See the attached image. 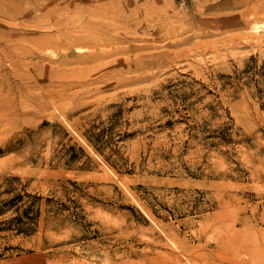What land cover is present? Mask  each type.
<instances>
[{"label":"rangeland","instance_id":"374dc122","mask_svg":"<svg viewBox=\"0 0 264 264\" xmlns=\"http://www.w3.org/2000/svg\"><path fill=\"white\" fill-rule=\"evenodd\" d=\"M39 3L0 0V264H264V0Z\"/></svg>","mask_w":264,"mask_h":264},{"label":"bare ground","instance_id":"6f19581e","mask_svg":"<svg viewBox=\"0 0 264 264\" xmlns=\"http://www.w3.org/2000/svg\"><path fill=\"white\" fill-rule=\"evenodd\" d=\"M21 1V0H20ZM43 1V2H42ZM58 0H56V2H57ZM55 0H40V6H42V5H50V4H54L55 5ZM57 6H58V3H57ZM36 8V7H35ZM27 9V8H26ZM30 9H31V7H30ZM33 9V8H32ZM39 10L40 9H42V8H38ZM36 10V9H35ZM35 10L33 11V12H35ZM45 10V9H44ZM29 13V12H28ZM18 14H20V13H17V15ZM41 14H42V12H41ZM29 15V14H28ZM40 15V14H39ZM96 15H99V16H103V14L101 13V10L100 11H98L96 14H95V16ZM23 19V18H22ZM24 20V19H23ZM66 20V23H72V21H73V24H75L74 23V20L73 19H65ZM58 23V22H57ZM62 25V24H61ZM51 26V25H50ZM53 26V25H52ZM63 26H65V24L63 23ZM66 27H68L67 25H66ZM83 32V31H82ZM104 35V34H103ZM78 36H84V39L86 40L85 42L86 43H88L89 45H90V47L89 48H96V47H99V46H102L103 45V42H102V40L100 39V37H101V35H99V34H90V32L89 31H86L85 33H83V34H78ZM69 42V41H68ZM67 42V43H68ZM38 43V42H37ZM76 43V41H74V44ZM43 44V43H42ZM40 45V44H39ZM42 45H40V47H41ZM77 49H79V50H85V48L86 47H83V46H80V45H77V47H76ZM40 49V48H39ZM154 62V61H153ZM149 64V63H148Z\"/></svg>","mask_w":264,"mask_h":264}]
</instances>
